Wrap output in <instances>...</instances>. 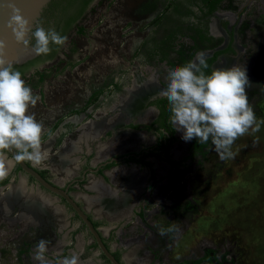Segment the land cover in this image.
<instances>
[{
  "label": "rangeland",
  "instance_id": "obj_1",
  "mask_svg": "<svg viewBox=\"0 0 264 264\" xmlns=\"http://www.w3.org/2000/svg\"><path fill=\"white\" fill-rule=\"evenodd\" d=\"M207 9L208 0H111L108 4H100L89 17L91 23L100 20L98 25L96 22L89 26L91 36H88V43L92 46L97 43L94 34L106 19L119 16L132 20L142 15L155 16L135 27L130 21L125 27L124 33L130 37L131 61L123 63L115 54L114 75L120 77L123 74L129 78L136 67L150 66L153 70L159 67L165 87L167 73L173 66L183 65L184 59L190 58L194 51L210 49L211 45L223 40L214 36L220 34L217 26L230 28L235 52L228 56L229 63L231 66L243 65L247 70L250 84L246 92L259 124L257 131L249 129L235 140L231 148L232 158L221 159L210 139L205 154L197 156L191 164L193 166L188 168L187 178L180 181L177 188L174 185L161 201L151 200L146 204L148 209L156 212L146 219L145 224L126 221L117 226L113 224L115 220L107 218L98 223L105 238L110 228L116 229L122 245L127 248L122 254L127 264H156L151 254L136 255V251L144 248L142 242H130L131 236L143 235H153L152 244L160 242L159 264H174L184 258L199 256L204 246L214 248L219 256H232L235 264H264V0H221L212 13L208 14ZM129 28L133 31L128 33ZM199 29L212 39H198ZM144 49L147 61L139 66L137 60L142 57L139 52ZM155 49H161L163 55L155 56ZM36 65L40 67L42 63ZM60 78L55 75L41 84L32 80L26 82L38 96L41 85L42 96L34 107L29 108V113L42 123L44 131L50 120L49 85L59 84ZM53 100L58 104L66 99L60 98L56 92ZM42 151L45 153L43 144ZM35 166L49 170V178L62 185L74 176L68 174L74 164L66 167V173H61L60 163L54 158H46L41 165ZM6 179L7 183L0 187V264H37L32 254L42 238L49 241V259H55L57 253L62 257L60 252L64 246L67 248L65 256L78 255V264H107L97 249L89 248L91 239L86 229L78 227V220L71 210L64 208L56 196L41 189L20 171L11 172ZM16 189H21L25 196H34L31 202L39 201L38 198L43 200L49 214L41 217L43 222L32 224L26 217H21L26 211L10 203ZM70 192L94 219L101 218L102 214L96 213L97 206L91 204L94 195L77 189ZM4 199L8 206L3 204ZM108 243L112 249L117 248L115 240L109 239ZM20 250L24 253L20 254Z\"/></svg>",
  "mask_w": 264,
  "mask_h": 264
},
{
  "label": "flooded vegetation",
  "instance_id": "obj_2",
  "mask_svg": "<svg viewBox=\"0 0 264 264\" xmlns=\"http://www.w3.org/2000/svg\"><path fill=\"white\" fill-rule=\"evenodd\" d=\"M110 1L91 0L79 14L81 3H74L63 15L57 27V19L55 21L49 17V12L44 17L41 16L44 21L48 20V23H43L44 26L46 24V29L54 28L61 35L67 36L66 43L63 46L50 45L51 51L47 55L36 54L30 59L35 62L30 65H13L15 70L21 72L25 82L32 80L31 82L35 84H41L47 78L49 80L55 75L61 76L59 84L49 85L50 101L47 104L50 107L48 109L50 120L45 125L42 144L45 147L46 158L57 159L60 163L61 173H66V167L74 164L71 167L72 170H68V174H74V176L71 175L72 177L66 179L62 185L49 178V170L40 169L29 161L26 163L32 165L45 180L67 188L96 228H99L98 223L105 222V218L115 220L113 224L117 226L126 221L145 224L146 219L156 212L154 209H148L146 204L151 200L161 201L174 185H178L180 181L187 178L188 168L193 166L191 164L197 156L205 154L210 143V140L205 144L199 143L198 140L185 142L181 138L182 133L176 131L170 124L167 101L159 95L160 91L165 88L163 74L159 67L154 70L150 66L142 69L136 67L129 78L123 74L119 75L120 77L114 75L115 54L122 59L123 63L127 64L131 61L128 49L130 37L124 33L125 27L130 21L135 24H131L135 27L139 26L141 21L153 20L155 16L142 15L143 17H133L132 20L130 18L124 20L125 17L119 18V16L106 19L105 22L100 23L98 32L94 34L93 39L97 43L89 45L88 36H91V33H88L89 26L96 22L98 25L100 21L98 18L91 23L89 17L100 4H108ZM212 12L207 9L208 14ZM41 22L42 19L38 24L41 25ZM68 23L69 25L65 26ZM217 27L220 34L214 36H220L223 40L211 45L210 49L202 51L208 59L216 51L222 50L211 62V70L230 67L228 56H232L235 52L232 46L231 29ZM128 30V33L133 31L130 28ZM202 33L204 31L199 29L197 36L200 40H202L200 36ZM143 51L139 52V55H142L137 60L139 66L142 62L146 64L147 61L145 49ZM154 51L155 56L163 55L161 49ZM198 52L191 53L190 59L194 60ZM39 63H42V66L36 65ZM31 67L32 70H30ZM120 73L121 71L118 72ZM119 81L122 82L121 86L117 83ZM132 88L135 90L133 91L134 96L137 95L136 103L134 107L130 105L126 108L125 105L122 106V103L129 98ZM38 92L41 97V85H39ZM56 92L60 94V98L66 100L58 104L54 103ZM61 105L63 106L59 107ZM52 154L54 155L51 158ZM19 171L25 174L19 166L15 165L12 173L16 174ZM27 176L41 189L56 196L63 203L64 208L71 210L73 217L78 220V227L86 229L90 236L89 248L97 249L87 227L83 225L82 220L66 201L61 196L43 188L33 177ZM6 180L0 181V187L7 183ZM72 189L94 195L91 204L97 206L96 213L102 214L101 218L94 219L90 211L71 194ZM8 197L10 198V194ZM32 197L34 196H29V194L25 196L16 189L12 193L10 203L26 211V214L21 217H26L32 224L41 223L43 222L41 217L44 218L49 214L46 213L43 200L38 198L39 201L31 202ZM4 201L3 204L8 206V201L6 199ZM115 230L110 228L106 238L100 228L98 232L116 259L121 264H127L122 258L127 248L122 245V239L118 238ZM152 236H131L130 242H142L144 248L136 251V255L151 254L156 259V264H159L160 242H155L156 245L152 244ZM109 239L115 240L117 248H111L108 243ZM209 249L212 250L209 253L213 256L212 263L217 260L219 262L231 261L235 264L232 256L224 254L219 256L214 248L208 246H204L199 256H203ZM116 252L118 257L115 255ZM23 253L24 251L20 250V254ZM60 254L65 256L67 248L63 246ZM99 254L107 264H110L102 253ZM199 256L184 259H194ZM202 264L209 263L203 262Z\"/></svg>",
  "mask_w": 264,
  "mask_h": 264
},
{
  "label": "clouds",
  "instance_id": "obj_3",
  "mask_svg": "<svg viewBox=\"0 0 264 264\" xmlns=\"http://www.w3.org/2000/svg\"><path fill=\"white\" fill-rule=\"evenodd\" d=\"M9 7L6 26L17 43L34 40L32 47L37 55H47L50 45L66 43L67 36L43 26H37L31 38H26L28 20L19 8ZM4 47V41H0V181L9 177L17 162L29 161L35 166L46 159L42 151L44 127L29 113L40 97L26 84L21 72L3 58ZM208 67L205 54L198 52L195 60L168 71L167 86L159 95L167 101L170 124L182 133L185 142L198 140L205 144L211 139L220 158L228 159L234 156L231 148L237 138L249 129H259L246 92L250 81L243 65L213 68L206 73ZM48 245L43 238L36 243L32 259L37 264H78L76 253L62 257L57 253L55 259H49Z\"/></svg>",
  "mask_w": 264,
  "mask_h": 264
},
{
  "label": "water",
  "instance_id": "obj_4",
  "mask_svg": "<svg viewBox=\"0 0 264 264\" xmlns=\"http://www.w3.org/2000/svg\"><path fill=\"white\" fill-rule=\"evenodd\" d=\"M51 0H0V41H4L5 47L2 50L3 58L11 62L12 65L23 64L33 58L36 53L32 47V40L30 43H17L11 35V30L7 28V20L9 18L11 9L9 5H14L20 9L21 15L28 20V27L30 31L26 38H31V31L37 27V24L42 16L44 9L48 6ZM17 166L26 174L33 177L38 184L43 188L61 196L66 203L74 210L77 216L82 220L92 235L97 245V252L102 253L110 264H121L119 260L112 254L111 250L107 248L98 232L99 228L93 226L86 213L78 205L77 201L70 195L67 188H62L56 184L45 180L38 171L32 166L28 165L26 161L16 163ZM213 264H232L231 261L219 262L213 261Z\"/></svg>",
  "mask_w": 264,
  "mask_h": 264
},
{
  "label": "trees",
  "instance_id": "obj_5",
  "mask_svg": "<svg viewBox=\"0 0 264 264\" xmlns=\"http://www.w3.org/2000/svg\"><path fill=\"white\" fill-rule=\"evenodd\" d=\"M91 0H51L48 4V6L44 9L42 16L44 17L46 15V13L49 12V17L53 18L54 20L57 19L56 22V27L58 26L59 21L62 19L63 15H65L68 11V9L71 7V5H73L74 3H81V8L79 9V12H82L86 6L89 4ZM221 0H208V11L212 12L213 10L216 9L217 5L219 4ZM65 3V4H64ZM42 19V24L39 25L37 24V26H45L43 25V23L47 22L48 20L44 21L43 18H40L39 21H41ZM56 21V20H55ZM68 24H66L65 26H68ZM202 39H207V40H211V37L207 36L205 33H202L201 35ZM229 49V48H228ZM222 50L216 51L210 58L207 59V63L209 65L208 69H206V73H210L211 69H210V64L211 62L215 59L216 55L221 52ZM35 59H40V58H35ZM190 59V58H188ZM188 59L185 60V64L189 61ZM35 62L34 60H29L25 63H23V65H30L31 63ZM21 70V69H20ZM201 147V145H200ZM96 245V244H94ZM210 251H212L211 249L207 250V252L203 255V256H199L197 258L194 259H183L175 264H202L203 262L205 263H209V264H213L212 263V259L213 256H211L209 253ZM115 255L118 257V253L116 252Z\"/></svg>",
  "mask_w": 264,
  "mask_h": 264
},
{
  "label": "bare ground",
  "instance_id": "obj_6",
  "mask_svg": "<svg viewBox=\"0 0 264 264\" xmlns=\"http://www.w3.org/2000/svg\"><path fill=\"white\" fill-rule=\"evenodd\" d=\"M213 31V30H212ZM218 33V32H217ZM133 89V88H132ZM133 91H135L134 89L132 90V93L130 94L129 98L126 99L125 102H123L122 104L125 105L126 108H129V106L131 105L132 107H134L135 103H136V98L137 95L134 96ZM139 97V96H138ZM122 105V106H123ZM130 113V112H129ZM21 191V189L18 190V192Z\"/></svg>",
  "mask_w": 264,
  "mask_h": 264
}]
</instances>
